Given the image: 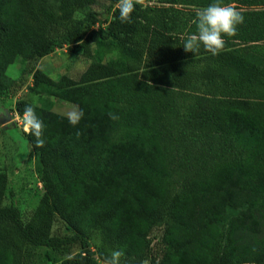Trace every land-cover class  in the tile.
Listing matches in <instances>:
<instances>
[{
    "label": "trees",
    "instance_id": "trees-1",
    "mask_svg": "<svg viewBox=\"0 0 264 264\" xmlns=\"http://www.w3.org/2000/svg\"><path fill=\"white\" fill-rule=\"evenodd\" d=\"M213 2L146 0L127 24L118 0H0V96L17 87V60L65 45L120 53L77 78L34 70L30 91L78 105L76 126L16 101L45 126L43 147L26 133L45 192L26 220L4 205L0 171V264H101L92 238L123 264H264V0H219L243 13L237 35L219 55L186 52L196 11ZM95 5L103 12L79 14ZM57 217L73 234L52 233ZM160 226L163 248L150 257Z\"/></svg>",
    "mask_w": 264,
    "mask_h": 264
},
{
    "label": "rangeland",
    "instance_id": "rangeland-1",
    "mask_svg": "<svg viewBox=\"0 0 264 264\" xmlns=\"http://www.w3.org/2000/svg\"><path fill=\"white\" fill-rule=\"evenodd\" d=\"M149 3L156 4L157 0H149ZM90 11L101 13L103 7L101 5L87 7L80 10L79 14L84 17ZM94 26H87L85 32L98 29L101 25L99 27L97 24V27ZM113 56H120L117 48L105 47L102 48L101 53L96 50L95 46L92 56H88L79 45H65L28 64L17 60L9 66L8 74L17 81V87L14 91L12 88L4 96H0V171H5L8 174V188L4 205L17 206L24 219L28 220L31 217L45 192V188L37 172L36 154L23 131V115L18 113L15 108L16 101L26 99L66 116L74 111L80 112V108L76 104L58 101L55 97L32 93L30 86L33 84L34 70L40 68L55 79H59L64 74L77 78L94 59L107 60ZM164 230V226H160L152 232L150 257L158 256L161 252ZM52 233L60 236L73 234L68 229L66 222L60 217L56 218ZM98 242L97 238L91 239V245L96 251L99 262L105 264L107 259L99 254ZM80 249L78 244L73 248V251L76 252ZM51 264H57V262Z\"/></svg>",
    "mask_w": 264,
    "mask_h": 264
},
{
    "label": "clouds",
    "instance_id": "clouds-1",
    "mask_svg": "<svg viewBox=\"0 0 264 264\" xmlns=\"http://www.w3.org/2000/svg\"><path fill=\"white\" fill-rule=\"evenodd\" d=\"M137 5L146 7V0H118L117 8L121 23H133V13ZM197 32L184 39L183 47L186 52L198 54L201 46L213 56L219 55L225 48L224 37L237 35L238 26L245 22L241 11L231 4H222L219 0L196 11ZM83 116V112H71L68 116L69 122L76 126ZM110 118L118 119L114 113H109ZM23 131L34 136L37 147L45 144L43 137L44 123L37 116L32 105H26L23 112ZM124 253L114 250L105 264H121ZM71 258V257H69ZM143 264H149L147 260Z\"/></svg>",
    "mask_w": 264,
    "mask_h": 264
},
{
    "label": "built area",
    "instance_id": "built-area-1",
    "mask_svg": "<svg viewBox=\"0 0 264 264\" xmlns=\"http://www.w3.org/2000/svg\"><path fill=\"white\" fill-rule=\"evenodd\" d=\"M99 25H100V24H99V23H97V26H98V27H99ZM97 26L95 25L94 27H97Z\"/></svg>",
    "mask_w": 264,
    "mask_h": 264
}]
</instances>
